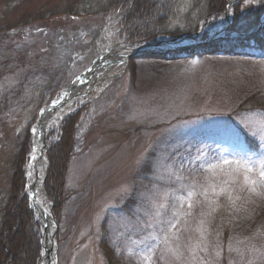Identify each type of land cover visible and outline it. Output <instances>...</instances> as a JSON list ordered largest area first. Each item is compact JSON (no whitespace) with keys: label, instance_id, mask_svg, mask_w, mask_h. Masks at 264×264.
I'll return each mask as SVG.
<instances>
[{"label":"rangeland","instance_id":"rangeland-1","mask_svg":"<svg viewBox=\"0 0 264 264\" xmlns=\"http://www.w3.org/2000/svg\"><path fill=\"white\" fill-rule=\"evenodd\" d=\"M14 1L13 10L0 13V29L15 26L28 16H50L69 7L82 16L42 22L35 26L39 33L27 31L46 43L43 48L49 62H37V69L30 66L31 61L21 65L0 58V204L10 193L17 147L27 132L32 142L24 174L29 198L32 129L44 109L103 53L117 46L127 50L123 66L117 60L106 64L113 77L99 92L78 97L72 105L68 99L53 112L58 119L46 136V155L47 146L59 141L64 118L80 111L57 213L45 181L42 184L55 220L54 264H146L144 256L152 244L159 246L151 264H202V260L264 264V181L257 171L247 172L236 165L220 163L207 168L208 162L216 163L214 158H239L245 149L253 160L264 153V108L239 112L255 96L264 106V42L251 40L264 26V13L257 22L253 18L249 22L257 29L252 27L247 36L251 40L247 49L169 59L162 57L169 53L150 55L142 50L150 43L182 36L203 40L188 32L195 26L200 27L198 35L206 32L208 39L218 37L215 43L238 37L240 30H247H232L237 20L234 6L241 0H232L228 22L225 19L219 26L228 5L220 15L208 17V0H165L160 19L147 13L149 17L131 27L123 25L112 8L115 0ZM245 3L256 6V0ZM4 9L0 2V12ZM257 11L256 7L251 16ZM136 25L138 34L131 37L128 30L136 32ZM146 32L159 36L144 41ZM29 36L6 37L1 44L22 50L33 45ZM118 66L123 70L115 75ZM52 74L57 80L66 77L67 82L62 92L48 99L47 78ZM232 129L239 131L238 141ZM245 134L257 141L258 151L247 147ZM198 149L206 155L197 160ZM189 190L195 193L191 210L187 202L183 207L174 204L173 194L186 196ZM160 204L167 205L160 209L162 219L180 214L179 238L167 246L151 238L159 230L155 218ZM189 211L191 215H184ZM33 212L43 252L42 225ZM217 242L222 246L219 257L214 251ZM165 247L177 249L180 259L171 252L160 259ZM205 247L207 252L201 251Z\"/></svg>","mask_w":264,"mask_h":264},{"label":"trees","instance_id":"trees-1","mask_svg":"<svg viewBox=\"0 0 264 264\" xmlns=\"http://www.w3.org/2000/svg\"><path fill=\"white\" fill-rule=\"evenodd\" d=\"M164 1L165 0H115L112 8H114V11L120 18L121 23L131 27L132 23H138L144 16L149 17L147 13H151L152 15L155 14L157 19H160V15L165 12L163 10L162 13V8L160 9L162 2ZM245 1L246 0H241L234 6L235 17L237 20L232 23V30L237 31L242 28L247 29L243 31L240 30V34L251 33L252 27L257 29L254 26H249L251 23L250 20L253 18L257 22L264 13V0H256V4H253L256 6H248ZM0 2H3L5 5V9L0 13L13 10L16 5L14 0H0ZM207 2L208 17L220 15V13L224 12L228 4V0H208ZM258 3L259 5H257ZM256 7L259 11L255 12V14L251 16V12H253ZM73 9L74 8L69 7V11H60L53 13L50 16L46 15V13H43L39 17L28 16L15 26H9L7 29H0V58L6 60L7 62H15L21 65L27 61H31L30 66H34L35 69L39 67L37 62H40L43 59H46L48 63L49 58L46 55V50L43 48L46 43L41 42V40L33 42V45L31 46H24V49L22 50H17L13 45L4 47L1 43L6 42L7 38L11 39L15 36V27L33 26L56 17L63 20L68 19L70 16L82 15L76 13V10ZM255 20L253 22H255ZM133 28H136V32L134 29L128 30L131 37H135L138 34L137 25ZM188 30H190L188 31L189 33L195 34L196 38L204 40L208 37L206 32L198 35L200 27H190ZM144 34V41H150L159 36H152L151 33L147 32ZM16 37L19 36L16 34ZM251 40H261L264 42V26ZM251 40H249L248 37L243 36L230 39L228 38L227 40L220 41L219 43L205 45L191 52H177L162 57L179 59L186 56L192 57L195 55L213 54L217 52H237L241 49H247ZM11 53L14 55L12 56ZM28 55H33L34 57L27 58ZM50 77L51 78H47L48 85L46 86V90H48V99H52L58 94V92L64 89L67 82L66 77H60V80H57L53 74L50 75ZM44 89L45 87L42 88V91ZM258 99L259 98L255 96L245 101L240 106L239 112L264 108L262 104L257 103ZM79 113L80 111H77L76 113L70 114L64 118L59 128V141L47 146L49 167L45 180V189L48 198L54 204V210L56 213L59 210V204L62 198V188L64 187L65 174L68 168V157L73 143L74 126L78 120ZM244 140L249 149L258 151V143L255 139L245 134ZM31 143V135L27 132L25 138L18 144L17 147V154L13 165L14 173L10 184V193L7 195L5 203L0 204V264L41 263V230L34 218V212L29 205V198L26 192L24 178Z\"/></svg>","mask_w":264,"mask_h":264},{"label":"bare ground","instance_id":"bare-ground-1","mask_svg":"<svg viewBox=\"0 0 264 264\" xmlns=\"http://www.w3.org/2000/svg\"><path fill=\"white\" fill-rule=\"evenodd\" d=\"M232 1V0H231ZM222 21H225V17L220 20L218 26L221 24ZM226 22V21H225ZM228 22V21H227ZM162 41V40H161ZM163 41H172V40H163ZM127 54L126 49H120L114 53L111 57L109 63H112L117 60L118 62H124L121 66L125 64L124 57ZM106 59L100 60L96 64V71H94L88 79L84 78L82 83L80 81H76L68 91H65L63 94L62 100L70 99L69 103L72 105L78 97H85L93 92H99L113 77L112 70L109 66H106ZM103 63V64H102ZM101 65V67H99ZM122 67L113 70L116 72L115 75H118L122 72ZM88 84V85H87ZM84 85H87L84 89ZM58 104L52 105L48 108V110L42 115L39 124L36 125L35 129L36 132H33V143L34 148L31 154V161L28 166L27 172V180H28V188L30 189L31 193V205L33 210L35 211L36 217L38 221L42 225V234H43V248H44V257L41 264H54L55 258V245H52V240L54 238V226L55 220L50 209V206L47 203L46 196L44 194L42 184H43V163L46 162L45 157L42 159L41 165L38 164L39 158L41 156V149L43 140L46 139V136L49 130L57 124V116L53 115L56 108H58ZM53 118V121H51ZM42 172L40 177L37 178L38 172Z\"/></svg>","mask_w":264,"mask_h":264},{"label":"snow or ice","instance_id":"snow-or-ice-1","mask_svg":"<svg viewBox=\"0 0 264 264\" xmlns=\"http://www.w3.org/2000/svg\"><path fill=\"white\" fill-rule=\"evenodd\" d=\"M246 127V126H245ZM32 131L35 133L36 129L33 128ZM232 135L233 137L238 141L239 139V131L236 129H232ZM253 136L256 135V133H252ZM198 156L195 159H199V157L201 155H206L202 149H198ZM216 160V163L213 162H208L207 164V168L211 169V168H216L219 167L220 163H223L224 165H236L238 168L239 167H243L246 169L247 172H253V171H257L259 177L261 178L262 181H264V153H258V158L256 160H253V155H250L248 150L245 149L243 151V155L240 156L239 158H233L232 160H229L225 157H218V158H214ZM256 165H259V167H255ZM199 167H204V164L201 163L199 165ZM198 170V169H194ZM178 179H182V177H177ZM245 179L247 180L248 177H245ZM252 184L255 185L256 181H252ZM251 191L256 192L255 188H252ZM221 192H223V190H221ZM257 195H262V193L257 192ZM195 195V193L193 191H187L186 192V196L185 195H178V194H173L172 195V200L174 201V204H179L180 207H183L184 203L187 202V207L189 210L192 209L193 207V203L191 201V197H193ZM205 196H207V192L205 191L204 193ZM231 199V197H229ZM237 199H239V197H237ZM197 203H199L197 201ZM167 207L166 204H160L158 206L157 212H156V218H155V225L159 226V230L157 232L156 235H153L151 238L153 241H159V243L164 244L165 246H167L170 241L178 239V231L179 229L177 228V225L180 224V214L179 213H173V217H175L174 219H162L161 217L163 216V213L160 211V209H165ZM212 211H215V209L213 208ZM191 211L184 213V215H191ZM210 215V213H209ZM201 224H203L204 222L201 221ZM149 227H153V225H149ZM173 229H176V232H173ZM203 236V233H202ZM159 246V244H152V245H148L147 246V253L144 256V260L146 262V264H151L152 258L155 255V251L156 248ZM221 250H222V246L219 242L216 243L214 251H215V256L219 257L221 255ZM228 250L232 251V246L231 244H229L228 246ZM201 251L207 252V247L202 248ZM117 255L120 254V249H116ZM171 252L173 257L176 260L180 259V255L178 253L177 249H172L169 247H165L163 249H161V256L160 259L164 258V254ZM202 264H211L210 261H204L202 260ZM229 264H232V262L230 261ZM248 264H252L251 261H248Z\"/></svg>","mask_w":264,"mask_h":264},{"label":"water","instance_id":"water-1","mask_svg":"<svg viewBox=\"0 0 264 264\" xmlns=\"http://www.w3.org/2000/svg\"><path fill=\"white\" fill-rule=\"evenodd\" d=\"M232 3L233 2L231 0H229L228 9L223 14V16L225 17L226 21H228V16H229V13H230V7L232 6ZM220 39H222V38H220ZM216 40H218V37L211 36L209 39H207L205 41H197V42L195 41L193 43H190L189 38H187L185 36H182V37L177 38V39H172V41H160L159 40V41H156L154 43H150V44L144 46L142 51H145V53L150 54V55L151 54L153 55L155 53L156 54H161V53H171V52H191V51H194L199 46H204V45H207V44L215 43ZM92 73H93V71L90 70V72L87 75L84 74L80 78L81 79H84V78L88 79ZM68 90H66V91H68ZM64 101H66V100H62V101L59 100L58 105H60V103H62ZM55 104H56V102H53L51 104V106L55 105ZM51 106H49V107H51ZM49 107L44 109L45 111L43 112V114L48 110ZM45 140H43L42 149H41V156L39 158L40 163L42 162V159L44 157H45V160H46V162L43 163V165H44L43 166L44 167L43 168V183H44V181L46 179L47 168H48L47 157H46V143H45ZM29 199L31 201V193L29 194ZM30 206L32 208L31 203H30ZM52 214H53V212H52ZM54 244H55V242H54V238H53L52 245H54ZM43 257H44V248H43V252H42V260H43Z\"/></svg>","mask_w":264,"mask_h":264}]
</instances>
